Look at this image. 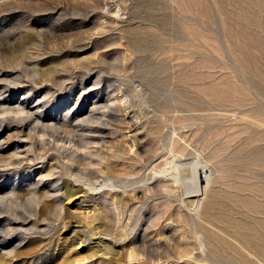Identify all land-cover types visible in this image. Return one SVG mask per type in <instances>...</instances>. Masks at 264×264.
<instances>
[{
  "label": "rangeland",
  "instance_id": "rangeland-1",
  "mask_svg": "<svg viewBox=\"0 0 264 264\" xmlns=\"http://www.w3.org/2000/svg\"><path fill=\"white\" fill-rule=\"evenodd\" d=\"M0 93L55 125L0 114V184L64 194L6 264H264V0H0Z\"/></svg>",
  "mask_w": 264,
  "mask_h": 264
},
{
  "label": "bare ground",
  "instance_id": "bare-ground-1",
  "mask_svg": "<svg viewBox=\"0 0 264 264\" xmlns=\"http://www.w3.org/2000/svg\"><path fill=\"white\" fill-rule=\"evenodd\" d=\"M15 87V86H14ZM4 88V87H3ZM2 88V89H3ZM1 94V93H0ZM43 107V106H42ZM9 114V113H13L15 115H19V114H25L24 117H22L21 121L22 122H19V124H17V128L21 127V131H23L25 128L24 127H27L29 131L28 132V135L26 136L28 139L30 140H34L36 136H39L40 138V143L41 144H46V139L43 138L45 135H51V137H53L54 135H52L50 132L48 131V129L50 128H55V125L54 124H49L47 122V119H42L39 113V115H35V112L33 113L28 107H27V103L26 101H13V100H0V114ZM92 116V115H91ZM6 118V117H5ZM9 120V119H8ZM2 121V120H1ZM3 122H5L3 120ZM13 122V120H12ZM51 122V121H50ZM33 123H35L34 125H32ZM1 125V124H0ZM3 125V124H2ZM1 125V126H2ZM15 125V124H14ZM58 125V124H57ZM8 127V126H7ZM11 127V126H10ZM14 129V128H13ZM18 130V129H17ZM17 130H14V131H17ZM54 133V132H53ZM21 134V133H20ZM56 134V133H55ZM18 136V135H17ZM20 137V136H19ZM38 137H36L37 139ZM54 140L56 141L55 143L57 142H63L65 141L64 137H54ZM68 140V139H67ZM27 141V140H26ZM38 140H36L35 143H37ZM50 141V140H49ZM87 141V140H86ZM67 142V141H66ZM70 143H73V146L76 147L77 149H79L81 146L85 145V141L83 142L82 140H77V139H70L69 140ZM34 143V144H35ZM50 143V142H49ZM27 144V143H26ZM30 144V143H29ZM64 144V143H63ZM3 145V144H2ZM32 145V144H31ZM39 145V144H38ZM57 145V144H56ZM61 145V144H60ZM40 146V145H39ZM43 146V145H42ZM41 146V147H42ZM47 146V144H46ZM4 147V146H3ZM19 147V146H18ZM24 147V146H23ZM45 147V146H44ZM64 147V146H63ZM87 147V146H86ZM29 148V147H28ZM43 148V147H42ZM41 148V149H42ZM69 148V147H68ZM39 149V148H38ZM46 149V147L44 148ZM74 149V148H72ZM22 150V149H21ZM37 150V149H36ZM40 150V149H39ZM75 150V149H74ZM4 149H0V154H2L1 152H3ZM29 151V149H28ZM26 151V152H28ZM10 152V151H9ZM23 152V151H22ZM18 153H21V151H19V149L16 147L14 148V156ZM24 153V152H23ZM73 153H76L75 151H73ZM8 154V153H6ZM11 154V153H10ZM71 154V153H70ZM69 154V155H70ZM5 155V154H4ZM27 156V155H26ZM72 156V161H77V158L78 156L76 157H73ZM29 157V156H28ZM33 158V156H32ZM38 158V157H37ZM30 159V157H29ZM26 158H24V156H22V158H16L14 157L13 158V155L12 157H3L2 155H0V162H6V165L5 166H11L12 167H21L25 162ZM81 160V158H80ZM79 160V161H80ZM24 162V163H23ZM172 165L170 166V175L175 179V181L177 182H182L184 184V179L186 178H183V177H178L177 174H181L180 170H179V167H178V163L181 162V160H178L176 158L172 159ZM33 163V161H32ZM3 164V163H2ZM0 164V165H2ZM27 164V163H26ZM76 166V164H75ZM3 167V165H2ZM19 167V168H20ZM78 166H76L75 168V171L76 173L73 175V184L76 185L75 183L76 182H80L79 180V172L81 168L77 169ZM7 168V167H6ZM10 168V169H11ZM9 169V168H8ZM15 169V168H14ZM14 169H12L14 171ZM77 169V170H76ZM197 169V168H196ZM6 170V169H5ZM17 170V169H15ZM78 171V172H77ZM1 172V171H0ZM74 173V171H73ZM168 173V172H167ZM200 173H201V178L203 180H205L208 184L209 182V175L207 174V169L205 168L204 165H202L201 167V170H200ZM49 174H52V172H50ZM166 174V173H165ZM169 174V173H168ZM169 176V175H168ZM51 177V176H50ZM173 179V180H174ZM111 181V180H110ZM65 182V181H64ZM73 185V186H74ZM114 185V182L111 181V183L108 182H102L101 184V188L103 187H113ZM32 186V185H31ZM38 185L36 184L34 187H30L31 188V191H32V194L30 192V190H28L30 192L29 195L30 198L26 201H22L20 200V195L17 193V191H15V188H10V186L7 184H0V215L3 214V213H6L4 216H0V223L2 225H0V241H2L1 243L5 242V240L2 239V237L4 235H8V237H11L14 235V231L16 230H25V231H28V224L30 223V221L28 220L29 217H26L24 216V213H29V211H33V215H35L36 219H40L41 218V215H42V209H43V206L46 204H48L47 201H43L42 198L40 199V197L43 195V196H48L50 192H53L55 194L54 196V200H48V201H52V202H55V204H57L56 206H58L55 210H60V208H63V202L62 200L64 199V194L63 193H59L61 191V187L59 188H48L46 185L43 186V188H48L47 190L44 189L43 192H39L37 190H35V188L37 187ZM60 186V185H59ZM208 186V185H207ZM37 189V188H36ZM26 190V189H25ZM24 190V191H25ZM67 191V194L68 192L70 193L69 190H66ZM65 191V192H66ZM10 192V195H7V193ZM19 192V191H18ZM23 192V190H22ZM21 194V193H20ZM28 197V195H27ZM41 201H43V205L42 207H40L39 209V204L41 203ZM30 203L31 206H33V209L32 210H29L26 203ZM46 206V205H45ZM44 206V207H45ZM39 209V210H38ZM54 210V211H55ZM57 210V211H58ZM56 212V216L58 215V212ZM192 211H194V213L197 215L196 217H198L199 219L201 218V212H200V207H198V205H195L194 208H192ZM191 211V212H192ZM53 212V211H52ZM52 214V213H51ZM53 214H55L53 212ZM194 215V214H193ZM28 216V215H27ZM50 218V217H49ZM48 218V219H49ZM57 218H55L54 221H56ZM32 220H34L32 218ZM41 221H43L44 219H40ZM38 220V222L40 221ZM36 221V220H35ZM35 223V222H34ZM40 223V222H39ZM39 223H35L36 225L39 224ZM30 225V224H29ZM31 225H34L33 223ZM67 225V224H66ZM38 226V225H37ZM64 227V226H63ZM32 228H35V227H32ZM37 228V227H36ZM35 228V229H36ZM42 229V228H41ZM32 230V229H31ZM18 231H16L17 233ZM24 232V231H23ZM15 233V234H16ZM18 235V234H17ZM19 237V236H18ZM7 238V237H6ZM199 240H200V243H199V246H200V249H201V252L204 251L205 249V246L203 245L204 242L202 241V237L199 236ZM5 243H8L9 245L8 246H2V248H6L8 249L7 250V254L9 255H12L9 259H4L2 261V264H6V263H12L14 261V258L16 257H19L20 255H22L23 253H20L21 251H15L14 249H11L12 247V242L11 240H7V242ZM14 245V244H13ZM15 247V246H14ZM30 255V253H29ZM190 256V255H189ZM178 258V257H177ZM176 258V259H177ZM192 258V257H191ZM180 260V259H179ZM187 261V260H186Z\"/></svg>",
  "mask_w": 264,
  "mask_h": 264
}]
</instances>
